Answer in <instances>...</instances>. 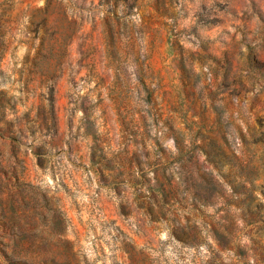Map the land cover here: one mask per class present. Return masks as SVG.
<instances>
[{
	"label": "rangeland",
	"instance_id": "374dc122",
	"mask_svg": "<svg viewBox=\"0 0 264 264\" xmlns=\"http://www.w3.org/2000/svg\"><path fill=\"white\" fill-rule=\"evenodd\" d=\"M0 264H264V0H0Z\"/></svg>",
	"mask_w": 264,
	"mask_h": 264
}]
</instances>
